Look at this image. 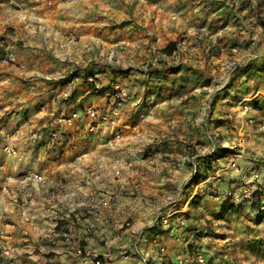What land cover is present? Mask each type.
<instances>
[{
	"label": "rangeland",
	"instance_id": "1",
	"mask_svg": "<svg viewBox=\"0 0 264 264\" xmlns=\"http://www.w3.org/2000/svg\"><path fill=\"white\" fill-rule=\"evenodd\" d=\"M5 16L13 25L6 31L32 45L21 50L26 73L0 71L7 85L0 92V136L11 123L10 134L18 128L31 140L28 148L46 145V128L72 111L61 113L67 101L93 95L95 101L76 107L80 118L74 125L63 127L69 130L65 138L74 141L69 150L78 144L81 155H160L164 162L188 168L182 180L166 183L160 193L175 197L181 210L170 208L169 201L160 211L149 210L154 233L178 224L192 235L171 257L159 250L161 264H173L179 251L191 257L203 252L206 264H264L260 196L222 203L207 190L214 184L221 191V183L215 178L200 183L217 171L221 181L228 179L226 157L238 151L234 136L239 134L253 152L239 156L240 164L264 169V0H44L21 9L0 0V20ZM172 42V52L164 51ZM35 61L45 74L30 73ZM36 81L39 89L46 87L42 93L14 97L36 90ZM80 86L86 90L77 91ZM121 88L128 96L117 130L94 122L89 130L83 108L107 110ZM27 122L33 123L31 129ZM31 130L38 133L34 140L28 136ZM2 147L0 164H10ZM195 166L200 174H194ZM170 211V217H181L164 223L161 216ZM7 258L0 253V262Z\"/></svg>",
	"mask_w": 264,
	"mask_h": 264
},
{
	"label": "crops",
	"instance_id": "2",
	"mask_svg": "<svg viewBox=\"0 0 264 264\" xmlns=\"http://www.w3.org/2000/svg\"><path fill=\"white\" fill-rule=\"evenodd\" d=\"M27 43L32 45L29 41H26ZM36 62L30 67V73L45 74L46 68L41 64L36 66ZM9 73L13 74L11 71ZM35 84L37 85L38 81L33 83ZM33 88L14 97L17 100L23 97L24 100L28 95L42 93L46 89V87L39 89V85L36 86V90ZM85 90L84 86L77 89ZM80 96L74 99L77 102H71L69 99L68 105L61 109V113L65 111L68 114L71 110L78 109L77 106L95 101L93 95L86 98L84 95ZM26 124L29 126L28 129L33 127V123ZM57 125H61L60 122L56 121ZM12 129L13 125L7 124L2 130L6 135L0 136L1 146L8 142L20 155L17 157L7 154L11 163L0 164L2 177L0 189L3 192L0 194V212L7 217L4 228L5 241L12 249L11 258L0 264H22V261L23 264H82L75 253L74 245L63 241V233L67 230H73L74 239L79 240L82 245H90L94 243L92 227L98 228L107 241V245L101 242V250L113 252V264H143L144 259H150V264H161L162 257L158 253L161 245H166V253L168 252L171 257L179 243L186 238L192 239V235L178 224L163 226L161 233H154L153 213L149 212L151 209L157 212L167 207L171 195L160 193L166 191L164 187L166 183L177 182L185 177L188 170L185 165L164 162L160 155L146 157L127 152L119 156L95 153L81 155L76 152L78 144L69 150L70 144L74 142L69 137L61 142L60 148L63 152L57 158L49 151L48 143L46 145L37 143L35 147L28 148L27 146L33 145L31 140L25 135L18 137L11 135ZM46 149L49 153L44 152ZM116 157L128 162L127 166L123 165L121 181L127 190L134 189L133 196L127 191H119L118 186L111 182L110 169L105 178L108 182L106 187L100 188L97 185V178L103 174V165L111 166L112 160ZM30 168L45 175L46 180L41 185L24 180V174ZM50 171L52 175L49 174ZM88 175L92 176L91 184L100 188V202L96 204H91L87 200L90 184L84 185L83 181ZM61 177H64L63 182ZM108 197H111V206L102 202ZM177 202L178 200L174 204L171 203L170 208L181 210L177 207ZM26 216L30 218L28 221L24 220ZM55 217L59 218L57 223L59 226L54 228ZM180 217L178 214L168 219L173 222ZM190 220L188 219L186 224L190 223ZM61 228H64L62 232ZM47 242L55 245L50 246ZM124 250L128 251L130 258L134 260L127 262L119 258V253Z\"/></svg>",
	"mask_w": 264,
	"mask_h": 264
},
{
	"label": "built area",
	"instance_id": "3",
	"mask_svg": "<svg viewBox=\"0 0 264 264\" xmlns=\"http://www.w3.org/2000/svg\"><path fill=\"white\" fill-rule=\"evenodd\" d=\"M41 1L44 0H9V3L13 5V8L18 9L22 8L23 6L27 4H39ZM52 0H47V2H50ZM62 3H70L75 0H60ZM12 27L11 22L8 20V17L5 16L3 19L0 20V28L2 29V32H0V71H11L13 73L21 74L27 72V62L24 59L22 55V49H26L28 46L24 40H21L19 35L15 32H7L6 28ZM6 76H4L5 78ZM4 78L0 75V92L7 87L6 84H4ZM91 80H93L90 77ZM96 86L98 87V83H96ZM2 95L0 94V104L2 102ZM128 96V92L125 88H121L117 94L116 98L111 104H109L107 110L100 111L93 105H87L83 108V116L86 117L88 120L87 127L89 130H93L95 125L97 124H106L111 126L113 128L112 130H117L118 123H119V117H120V111H121V105L126 101ZM80 118V113L77 110L71 111L66 116H60L59 120H61L59 126H48L46 128L47 133V139L48 144H51V149L55 151L53 153L55 157H59L60 154L63 152L62 148H60V144L65 138L66 135H68L67 129L62 128L61 126H73L77 119ZM96 123L95 125L91 123ZM59 123V122H58ZM12 135L14 136H20L21 131L16 128ZM120 133L118 131H115V136L119 137ZM30 139H36L38 137L37 131L31 130L28 134ZM235 143L238 147V151L234 154H230L226 157L227 161V172H229V177L226 181H221V175L216 172L215 175L210 177L207 176L202 182H209L211 178H215L217 185L222 184L223 189L221 191L217 188H214V184L209 186L207 190L209 192H212L213 199L217 200L218 202H225V203H232V204H241L244 202H248L251 199H256L257 195L260 196V201L258 203V210L260 212L264 213V169L259 168L256 166V164L248 163L246 165H241L239 162V156H253V152L250 151L245 146V137L242 135H236L234 136ZM3 150L6 152V154L11 156H17L20 157L18 150L11 146L8 142H5L3 144ZM113 164V166H112ZM111 166L109 164L103 165V174L100 175L97 178V185L100 188L106 187L108 184L107 180L105 179L108 169L111 170L112 178L111 182L116 184L118 186L119 191H127L129 195H134V189L130 188L127 190V188L123 185L121 181V173L124 169L123 165L127 166L128 162L120 157H116L112 160ZM102 168V167H101ZM101 170V171H102ZM194 174H198V169L196 166L193 168ZM100 173V172H99ZM201 172H199L200 174ZM25 180L30 183H36L41 184L43 183L46 178L45 175L33 168H30L26 170L24 174ZM210 177V178H209ZM92 176L88 175L84 177L85 184L90 186V190L87 195V200L91 204H96L97 202H100V188L97 185L91 184ZM199 183V184H200ZM111 197L107 199H103L102 202L107 205L111 206ZM169 202L172 204L175 203V197H170ZM172 215V212L165 213L163 216H161V219L163 222H167L168 218ZM30 218L25 217L24 220L28 221ZM53 220L56 222L53 227H56L59 222V218L55 217ZM7 224V217L4 213L0 212V239L2 242L0 243V253L4 257H11L12 256V249L8 245V243L5 241V226ZM93 228V244L90 245H82L80 241L74 239V233L73 230H67L63 233V241L74 245V250L77 256L80 258V262L82 264H113L114 262V255L111 250H105L102 252L101 250V242L105 245H107V241L104 237V234L100 232L98 228ZM159 250L162 254L166 252V245H161L159 247ZM119 258L126 261L130 258L129 252L124 250L119 253ZM193 262H196L197 264H206L207 263V256L203 252H196L193 254V257L188 252H177L174 256V260H172L173 264H193ZM150 263V259H144L143 264Z\"/></svg>",
	"mask_w": 264,
	"mask_h": 264
},
{
	"label": "trees",
	"instance_id": "4",
	"mask_svg": "<svg viewBox=\"0 0 264 264\" xmlns=\"http://www.w3.org/2000/svg\"><path fill=\"white\" fill-rule=\"evenodd\" d=\"M173 48H174V43L172 42V43L167 45V47L164 49V51L171 53Z\"/></svg>",
	"mask_w": 264,
	"mask_h": 264
},
{
	"label": "bare ground",
	"instance_id": "5",
	"mask_svg": "<svg viewBox=\"0 0 264 264\" xmlns=\"http://www.w3.org/2000/svg\"><path fill=\"white\" fill-rule=\"evenodd\" d=\"M243 102V100H241L240 102H239V104H241ZM237 109H240V106L238 105V107H237ZM239 112V114H242L243 112L241 111V109L238 111Z\"/></svg>",
	"mask_w": 264,
	"mask_h": 264
}]
</instances>
